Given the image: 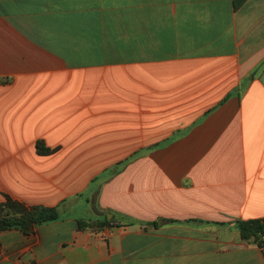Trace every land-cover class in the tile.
Listing matches in <instances>:
<instances>
[{
  "label": "crops",
  "instance_id": "1",
  "mask_svg": "<svg viewBox=\"0 0 264 264\" xmlns=\"http://www.w3.org/2000/svg\"><path fill=\"white\" fill-rule=\"evenodd\" d=\"M234 1L0 0V203L61 210L0 264H264V0ZM145 97L187 122L103 179Z\"/></svg>",
  "mask_w": 264,
  "mask_h": 264
},
{
  "label": "rangeland",
  "instance_id": "2",
  "mask_svg": "<svg viewBox=\"0 0 264 264\" xmlns=\"http://www.w3.org/2000/svg\"><path fill=\"white\" fill-rule=\"evenodd\" d=\"M155 99H159V98H155ZM134 100H136V98H134ZM143 102H144V104H143L144 108H146L144 110L145 112H142L143 109H141L142 108L141 106L140 107L134 106L133 111H130V113H129V121H130L129 124H130V126L134 127L133 130H130V133L132 131L133 134L132 135L130 134V136H129V144L128 145L117 144V145L111 146L113 156H117L118 159L111 161L113 165L108 167L102 173L103 179H109L110 177L117 175L127 163L136 159L137 151L139 149L144 148V151L149 152L152 149H154L155 147H157V146L152 145L154 116H156L157 119L160 117H165L166 122H168V121L174 122L175 120H179V121H182V123H184V122H187L186 120H184L185 112L189 113L191 111L190 107H187L186 109L180 108V107H177V108L176 107L175 108L167 107L166 112H164V113H166V115H163V114L160 115V113L154 114V112L151 109L153 107V103H152L153 98L152 97H145ZM139 103H141V102H139ZM201 110H200V107L198 109L193 107L191 118L188 119V122H191L193 119H195L198 115V112H200ZM182 111H183L184 115H179L178 113L182 112ZM172 114H176V115H172ZM188 115H190V114H188ZM179 121H177L176 123H178ZM136 126H139L138 127L139 129H137ZM172 130H173V128L168 127V125L165 128L160 127V126H158V128H157L158 133L159 132H161V133L165 132L167 134ZM141 141H145L146 144H141L140 143ZM149 142H151V143H149ZM39 144L41 145V147L44 150L45 149L49 150V152H50L49 155H52L55 151H57V150H52V149L48 148L46 146L45 142H43V141H39L38 145ZM38 145H37V149H38ZM106 149L107 148L102 147V151H105ZM108 150L109 149H107V151ZM141 152H143V150ZM38 153H39V151H38ZM49 155H42V156H49ZM99 179H100V176H97L92 181H93V183H95V182H98ZM87 196H88L87 194L86 195L85 194H79L77 197L82 199V200L83 199L85 200L87 198ZM49 208H51V207H49ZM57 211L59 212V218H61V215H60L61 210L59 208H57ZM105 221H106V223H105ZM104 223L110 227L114 226V222L109 220L107 217L105 218Z\"/></svg>",
  "mask_w": 264,
  "mask_h": 264
},
{
  "label": "trees",
  "instance_id": "3",
  "mask_svg": "<svg viewBox=\"0 0 264 264\" xmlns=\"http://www.w3.org/2000/svg\"><path fill=\"white\" fill-rule=\"evenodd\" d=\"M245 0H235L234 6L238 8ZM40 155H49L48 149L38 145ZM59 219L57 208L28 207L8 195L5 201L0 203V233L9 230H19L26 236L32 235L38 226L54 222ZM88 224H81V227ZM242 241H256L264 246V218L236 223Z\"/></svg>",
  "mask_w": 264,
  "mask_h": 264
}]
</instances>
